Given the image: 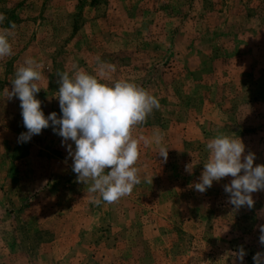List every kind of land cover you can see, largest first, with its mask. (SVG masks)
Segmentation results:
<instances>
[{
  "label": "rangeland",
  "instance_id": "obj_1",
  "mask_svg": "<svg viewBox=\"0 0 264 264\" xmlns=\"http://www.w3.org/2000/svg\"><path fill=\"white\" fill-rule=\"evenodd\" d=\"M0 14L13 47L0 59V264H240L241 246L254 264L264 190L236 209L224 190L232 177L204 193L194 185L218 135L240 137L264 164V0H0ZM97 57L115 65L104 82L158 98L134 135L159 129L169 149L165 161L141 146L142 182L114 203L78 182L51 128L18 142L21 102L6 91L35 58L49 81L37 99L59 116L60 75L95 74Z\"/></svg>",
  "mask_w": 264,
  "mask_h": 264
},
{
  "label": "clouds",
  "instance_id": "obj_2",
  "mask_svg": "<svg viewBox=\"0 0 264 264\" xmlns=\"http://www.w3.org/2000/svg\"><path fill=\"white\" fill-rule=\"evenodd\" d=\"M6 17L0 14V23ZM12 29L15 25L11 26ZM12 32L0 31V59L13 55ZM95 74L74 66V71L60 75L58 101L60 115L52 112L45 115L42 103L37 99L42 83L47 81L42 69L44 65L35 58H28L19 67L12 81V89H6L8 97L20 100L25 133L18 137L19 143L30 142L34 136L51 128L61 137L68 158L73 161L72 171L77 180L89 184V192L106 203H114L129 195L142 182L137 167L141 146L155 145L159 157L167 160L169 149L164 146V136L157 129L149 136H135L139 125L144 124L154 110L160 108L158 98L130 80L104 81L112 79L115 65L96 58ZM71 141L72 143H69ZM73 144L75 147L73 148ZM209 158L204 164L200 182L194 185L196 191L206 192L214 182L232 177L224 186L229 194V203L240 209L253 207L252 193L264 190V164L254 166V153L245 155L243 140L227 135H218L206 144ZM192 164L186 171L192 172ZM243 173V174H241ZM260 243L264 245V226L260 227ZM240 264L247 255L241 246L233 253ZM254 264H264V253L258 252Z\"/></svg>",
  "mask_w": 264,
  "mask_h": 264
}]
</instances>
